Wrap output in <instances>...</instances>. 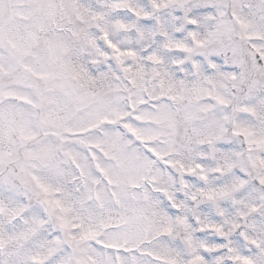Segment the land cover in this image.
<instances>
[{
	"label": "snow or ice",
	"instance_id": "6c2138e0",
	"mask_svg": "<svg viewBox=\"0 0 264 264\" xmlns=\"http://www.w3.org/2000/svg\"><path fill=\"white\" fill-rule=\"evenodd\" d=\"M0 264H264V0H0Z\"/></svg>",
	"mask_w": 264,
	"mask_h": 264
}]
</instances>
